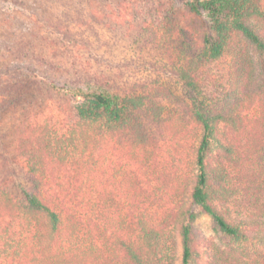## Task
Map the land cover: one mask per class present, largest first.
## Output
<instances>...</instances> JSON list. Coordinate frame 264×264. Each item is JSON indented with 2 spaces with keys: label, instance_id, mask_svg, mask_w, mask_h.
I'll return each mask as SVG.
<instances>
[{
  "label": "trees",
  "instance_id": "1",
  "mask_svg": "<svg viewBox=\"0 0 264 264\" xmlns=\"http://www.w3.org/2000/svg\"><path fill=\"white\" fill-rule=\"evenodd\" d=\"M31 1L0 3L25 9ZM38 1L55 4L48 7L52 32L86 31L99 19L89 12L84 22L83 7L74 13V5L92 0ZM183 1L185 13L154 1V17L140 28L173 48L176 82L199 127L193 143L189 133L171 138L170 162L160 161L159 140L133 119L145 95L58 87L29 67L13 71L27 86L0 75L9 76L0 112L16 114V98L25 97L13 136L0 134V264H264V0ZM206 21L200 32L197 24ZM222 59L227 83L209 96L203 85L212 77L201 71ZM42 90L76 104L43 98ZM111 128L109 138L128 158L121 168L135 169H124L117 195L107 198L103 146ZM238 132L247 136L242 144L233 140ZM7 137L9 146L2 143ZM12 167L24 169L26 190L14 188ZM241 193L244 205L236 198ZM201 214L212 220L221 245L199 240Z\"/></svg>",
  "mask_w": 264,
  "mask_h": 264
},
{
  "label": "rangeland",
  "instance_id": "2",
  "mask_svg": "<svg viewBox=\"0 0 264 264\" xmlns=\"http://www.w3.org/2000/svg\"><path fill=\"white\" fill-rule=\"evenodd\" d=\"M154 1L161 0H92L91 7L87 4L74 5V13L77 9L76 17L79 9L83 7L85 10V16L81 18L84 22L89 17V12L97 14L99 19L98 22L91 23L92 29L86 31L79 29L71 33L65 30L61 33L52 32L49 28L48 23H53V19L49 14L52 10L48 7L50 5L55 7L51 1L43 3L32 0L30 7L25 9H12L0 3V75L17 77L19 83L27 86L26 78L15 76L13 71L20 67H29L58 87L70 89L90 87L111 93L145 95L148 97L145 100L146 105L133 112V119L137 118L145 130L159 140L158 149L162 157L160 161L166 159L170 162V153L176 146L171 138L189 133L192 136L191 143H193L194 135L199 127L191 120L192 115L184 96L183 86L176 82L179 67H176L174 57L170 54L174 52L173 48L164 46L163 40L156 42V35L153 32L140 29L145 19L149 20L154 17ZM176 1L162 0L164 3L171 2L175 7L182 8L181 12L185 13L184 3H182L184 1ZM56 7L57 14H59L63 8H60L59 4ZM62 21H65V18ZM207 27L208 21L199 22L196 26L200 32ZM194 41L196 45H199L196 38ZM31 43L37 47L34 54L29 48ZM195 44H193L194 47H196ZM201 73L203 78L208 75L212 77L203 85L204 93L209 96H218L221 87L227 83V61L222 59L207 64ZM8 78L0 80V95H9ZM157 85L164 86L161 93L155 91ZM150 90L152 92H149ZM41 94L43 98L51 97L55 102L67 104L69 107L76 104L62 94L48 96L44 90ZM20 97L16 98L19 99L16 114L0 112V134L8 133L10 138L13 136L17 119L22 114L24 115L21 107H23L25 97ZM103 129L108 130L107 127ZM123 130H120L119 135H122ZM108 133L110 134L107 135L105 146H103L106 159L103 171L106 197L110 198L112 195H117L114 187L121 183L124 169L133 170L135 168L130 164L127 168H121L120 165H123L125 163L123 161L128 158L122 152L121 146L109 138L113 135L112 128ZM232 134L233 140L240 144L247 138L244 132ZM9 137L2 141L5 146L10 145ZM245 161L247 163H241L242 167L241 165L237 167L238 172L245 170L248 166V160ZM10 170L16 191L26 190L28 176L24 169L12 167ZM160 181L166 184L171 179H165V176H162ZM237 184L243 187L246 182L241 183L239 180ZM236 198L240 203L245 204L243 193L237 195ZM195 229L199 240L205 237L213 239L218 245L222 244L208 216L201 214L195 224ZM203 247L202 243V252ZM175 253L178 257L180 253L178 244ZM203 257L206 259L205 255Z\"/></svg>",
  "mask_w": 264,
  "mask_h": 264
}]
</instances>
